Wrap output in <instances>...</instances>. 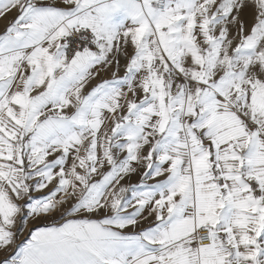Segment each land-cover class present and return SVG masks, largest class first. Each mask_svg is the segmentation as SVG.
<instances>
[{
    "label": "snow or ice",
    "instance_id": "6c2138e0",
    "mask_svg": "<svg viewBox=\"0 0 264 264\" xmlns=\"http://www.w3.org/2000/svg\"><path fill=\"white\" fill-rule=\"evenodd\" d=\"M13 12L0 264H264V0Z\"/></svg>",
    "mask_w": 264,
    "mask_h": 264
},
{
    "label": "crops",
    "instance_id": "0c3cea01",
    "mask_svg": "<svg viewBox=\"0 0 264 264\" xmlns=\"http://www.w3.org/2000/svg\"><path fill=\"white\" fill-rule=\"evenodd\" d=\"M15 15H16V13L13 12L11 15L8 16L7 20H3V21L0 20V32H2L4 30V25L6 23H8V21H10ZM121 74H122V72H121ZM109 77H110V73L104 74V78H109ZM93 83H95V82H93ZM132 182L136 183V182H138V179L136 177H133ZM147 226H148L147 224L143 225V227H147Z\"/></svg>",
    "mask_w": 264,
    "mask_h": 264
},
{
    "label": "rangeland",
    "instance_id": "374dc122",
    "mask_svg": "<svg viewBox=\"0 0 264 264\" xmlns=\"http://www.w3.org/2000/svg\"><path fill=\"white\" fill-rule=\"evenodd\" d=\"M1 21H3V20H1ZM26 236H27V232H25L24 235H21L19 237V240H21V241L24 240L26 238ZM5 255H6V253L0 252V262H2L4 260Z\"/></svg>",
    "mask_w": 264,
    "mask_h": 264
}]
</instances>
